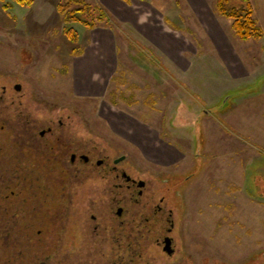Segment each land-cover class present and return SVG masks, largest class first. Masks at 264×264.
<instances>
[{
    "label": "rangeland",
    "instance_id": "1",
    "mask_svg": "<svg viewBox=\"0 0 264 264\" xmlns=\"http://www.w3.org/2000/svg\"><path fill=\"white\" fill-rule=\"evenodd\" d=\"M7 1L9 10L0 1V102L6 87L0 109L14 104L10 114L0 115L2 174L14 170L15 157H23L20 148L26 146L28 131L19 127L28 118L43 123L45 116L59 114L64 121L73 119L82 141L93 135L101 148L111 149L112 158L125 155L120 166L155 177L153 187L172 186L179 239L172 264H264V197L257 195L254 181L264 175V84H256L264 77V38H237L231 20L216 12V0H205L196 9L189 0H144L151 6L134 0L133 6L117 10L121 17L107 11L111 22L93 34L74 24L79 40L72 43L57 9L61 0H35L31 6ZM251 1L264 28V0ZM167 10L184 30L166 21ZM99 29L114 33L106 62ZM86 46L89 55L76 59L74 51ZM146 48L156 57L144 54L141 49ZM94 56L100 65L93 63ZM105 67L115 80L104 77L93 83L94 89L82 84L83 74L86 81ZM17 83L22 84L20 91L14 88ZM248 88L253 91L236 96ZM182 102L200 115L201 123L177 125ZM144 134L150 136L148 146L142 145ZM149 146L170 149L159 152ZM53 175L41 179L44 187H61L58 171ZM259 184L264 186L263 176ZM13 189L15 194L2 200V225L14 228L12 235L25 234L30 225L37 232L39 220L44 225L30 245L26 236L16 245L12 235L2 238L0 264H36V253L53 257L57 264V250L59 257L72 255L75 226L85 213L81 192L65 209L50 202L51 193L31 192L28 182L19 180ZM60 209L68 219L47 227ZM62 224L67 229L60 247Z\"/></svg>",
    "mask_w": 264,
    "mask_h": 264
},
{
    "label": "flooded vegetation",
    "instance_id": "2",
    "mask_svg": "<svg viewBox=\"0 0 264 264\" xmlns=\"http://www.w3.org/2000/svg\"><path fill=\"white\" fill-rule=\"evenodd\" d=\"M3 88L1 104L6 101V87ZM14 88L20 91L22 84H14ZM11 98L13 102L16 100ZM13 104L2 106L0 115L10 114ZM41 120L43 123H39V119L35 122L28 118L26 127H19L28 131V139L26 146L20 148L23 157L14 158L12 165L15 168L8 173L11 174L9 179H14L12 184L24 180L21 182H28L31 192L51 193L48 194L51 195L48 197L50 202L65 209H69L81 192V200L86 203L83 206L85 213L75 226L72 238L76 239V250L63 257H59L60 250H57V264H172L179 244L172 186L164 190L153 187L155 177H144L130 167L120 166L126 156L112 158L111 149L101 148L104 145L95 136L86 135L82 141L73 119L64 121L57 114V117L45 116ZM8 126L13 131L19 130L12 124ZM55 171H58L61 187H44L41 179L49 178L48 173L55 178ZM14 191L0 189L2 200L14 195ZM38 216L35 210L34 217ZM63 217L68 219L69 216L62 209L56 211L55 218L47 222V227ZM39 221L41 229L35 232L30 225L23 235H12L14 228L7 223V238L12 235L11 242L16 245L20 237L26 236V243L32 244L37 234L42 232L44 220ZM66 229V224L60 226L57 238L60 247L65 242ZM26 254L31 255V252ZM43 255L36 253V264H56L53 257L45 255L46 258L41 259Z\"/></svg>",
    "mask_w": 264,
    "mask_h": 264
},
{
    "label": "trees",
    "instance_id": "3",
    "mask_svg": "<svg viewBox=\"0 0 264 264\" xmlns=\"http://www.w3.org/2000/svg\"><path fill=\"white\" fill-rule=\"evenodd\" d=\"M3 3V7L5 10L10 9V3L7 0H0ZM35 0H16L21 5L31 6L33 5ZM127 3H131L132 0H124ZM58 12L62 15L65 35L72 41V43H76L79 40V32L74 27L76 23L83 24L87 29L92 30L95 29L102 24H109L111 22V18L108 12L99 4L91 1V0H61L58 4ZM215 10L216 12L229 20H231V28L234 32V35L243 41L249 40H261L264 38V28L260 24L259 20L255 16V6L251 0H216L215 2ZM166 21L172 25L173 28L177 30H184V28L169 18H166ZM144 54L147 55V52L155 58V53L149 49H141ZM146 51V52H145ZM84 53L83 49L75 50V55H82ZM148 56V55H147ZM152 58V59H153ZM155 60V59H154ZM115 80L116 77H113ZM264 84V77L260 78L256 84ZM253 91V89H245L238 90L237 93L239 95H244L249 93L248 91ZM246 92V93H245ZM152 98V95H151ZM133 99V98H132ZM135 101V100H131ZM115 102V101H114ZM116 103V102H115ZM133 103V102H131ZM154 104V102L152 103ZM190 106L187 103H180L178 106V111L176 113V123L177 125L187 126L190 124H194L195 122H200V115L195 114V112H189ZM183 118V119H182ZM193 118V119H192ZM18 121H24V119H19ZM22 123V122H21ZM24 123V122H23ZM189 123V124H188ZM201 123V122H200ZM0 177V189L9 188L12 189L13 186H17V184H12L10 173L5 172ZM6 175V176H3ZM264 177V175H258L254 177V181H256V192L257 195L264 197V186L259 184V180ZM7 178V179H6ZM24 181V180H21ZM0 193V209L3 206L2 196ZM5 222L4 220H0V240L2 238L6 239L7 234L9 232V226L7 224L2 225ZM3 228V230H2ZM7 243V242H6Z\"/></svg>",
    "mask_w": 264,
    "mask_h": 264
},
{
    "label": "crops",
    "instance_id": "4",
    "mask_svg": "<svg viewBox=\"0 0 264 264\" xmlns=\"http://www.w3.org/2000/svg\"><path fill=\"white\" fill-rule=\"evenodd\" d=\"M91 1H93V2H95V3H97V4H99V5H101L106 11H108V12H110V11H112V12H110V13H112V14H117V15H119L120 13H118V12H120V11H117V10H120V8L122 7V8H126V6L129 8V7H131V6H133L134 5V0H132L131 1V3H127V2H125L124 0H91ZM140 1H143V2H145V3H148V2H146V1H144V0H140ZM190 1V5H191V7H193V8H195V6H199V5H205L206 4V1L205 0H197V1H193V0H189ZM195 2V3H194ZM194 3V4H193ZM148 5H149V3H148ZM149 6H151V5H149ZM204 6H202V8H203ZM170 9H168L169 11H171L172 9H171V7H169ZM183 8V7H182ZM180 9V8H179ZM196 9V8H195ZM168 10L166 11V12H163V15H164V17L165 18H169L170 20H172L173 19V16L170 14V13H168ZM120 17H121V14H120ZM137 18L139 19V21L140 22H142V20L143 21H145L144 19H143V17L142 18H140L139 16H137ZM145 18V17H144ZM151 19V15H150V13H149V16H148V19ZM136 23V22H135ZM142 23H144V22H142ZM144 24H146V22L144 23ZM97 28H99V27H97ZM97 28H95V29H92V30H90V32H92V34H93V32L95 33V31H98V29ZM89 30V29H88ZM100 30V29H99ZM101 31V30H100ZM104 32H100L99 34H97V38H98V42H99V49H100V51H103L102 52V59H105V62H106V58L108 57V56H110V55H108V53L107 52H109L108 51V49H111L112 48V39H113V41L115 40L114 39V33L112 32V30H111V33H108V29H106V31L105 30H103ZM114 31V30H113ZM113 33V34H112ZM153 46V45H152ZM218 46V48H219V45H217ZM115 47H116V45H115ZM153 47H155V46H153ZM90 48V46H86L85 47V49H84V57L86 56L87 57V55H89L88 54V49ZM152 48V47H151ZM151 48H149V49H151ZM157 48V47H156ZM152 50V49H151ZM153 51V50H152ZM156 55V54H155ZM76 56V59H80L81 58V55H75ZM91 59H93V63L96 65V64H99V63H96L95 62V59L96 60H98V61H100L101 59L99 58V57H92ZM117 64V63H116ZM100 65V64H99ZM102 67H104V65H102ZM117 68H118V65H116V69L114 70V71H116L117 70ZM108 70H110L111 71V69H110V67L108 68V67H105V69L104 68H102L101 70H99V71H97L96 70V72L94 73H92L91 75H89L88 77H87V79H89V80H86L85 81V79H86V77H85V74H83L80 78H81V81H84V82H82V84H88L89 85V87H90V85H91V88H93V83H97L99 80H103L104 79V77H106L107 79L109 78V80H111L112 78H113V74H114V72H110V75H108ZM116 74V73H115ZM94 89V88H93ZM147 133H149V132H146V134ZM146 134H144L143 136H140V139L142 140V145L143 146H148V144H146V140H148L149 138H150V136H148V135H146ZM145 136H148V137H145ZM149 148H151V149H155L156 151H164L163 150V148L164 149H170V148H165V147H158V146H154L153 148L151 147V146H149ZM159 155H162V154H159Z\"/></svg>",
    "mask_w": 264,
    "mask_h": 264
},
{
    "label": "water",
    "instance_id": "5",
    "mask_svg": "<svg viewBox=\"0 0 264 264\" xmlns=\"http://www.w3.org/2000/svg\"><path fill=\"white\" fill-rule=\"evenodd\" d=\"M122 159V158H121Z\"/></svg>",
    "mask_w": 264,
    "mask_h": 264
}]
</instances>
